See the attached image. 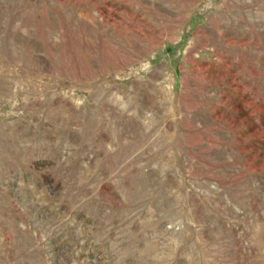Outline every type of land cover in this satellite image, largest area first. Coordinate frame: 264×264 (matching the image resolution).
I'll list each match as a JSON object with an SVG mask.
<instances>
[{
  "label": "rangeland",
  "instance_id": "374dc122",
  "mask_svg": "<svg viewBox=\"0 0 264 264\" xmlns=\"http://www.w3.org/2000/svg\"><path fill=\"white\" fill-rule=\"evenodd\" d=\"M0 264H264V0H0Z\"/></svg>",
  "mask_w": 264,
  "mask_h": 264
}]
</instances>
